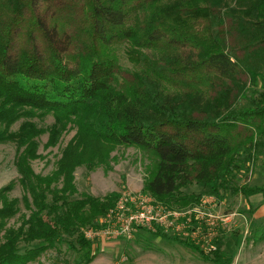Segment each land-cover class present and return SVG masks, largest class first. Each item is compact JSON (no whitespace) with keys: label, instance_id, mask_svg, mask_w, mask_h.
Returning a JSON list of instances; mask_svg holds the SVG:
<instances>
[{"label":"trees","instance_id":"obj_1","mask_svg":"<svg viewBox=\"0 0 264 264\" xmlns=\"http://www.w3.org/2000/svg\"><path fill=\"white\" fill-rule=\"evenodd\" d=\"M38 117L54 123L40 127ZM5 124L0 142L23 149L16 163L23 195L11 198L14 183L1 191L0 264H30L65 244L76 249L74 237L83 254L77 262H93L83 230L119 194L87 196L78 215L62 202L78 194L77 169L112 170L121 148L150 160L144 191L170 208L200 205L202 194L184 191L194 185L227 200L264 195V185L242 184L264 153V0H0ZM72 129L57 169L36 175L37 139L49 133L55 147ZM20 203L27 214L9 227ZM174 240L232 264L222 243L205 253Z\"/></svg>","mask_w":264,"mask_h":264},{"label":"rangeland","instance_id":"obj_2","mask_svg":"<svg viewBox=\"0 0 264 264\" xmlns=\"http://www.w3.org/2000/svg\"><path fill=\"white\" fill-rule=\"evenodd\" d=\"M123 64L131 66L127 59L123 60ZM241 105L245 106L247 103L242 102ZM33 120H36L39 126L44 128H48L54 123L51 117L45 119L38 117ZM23 121H17L12 124L10 130L18 131ZM2 131H6V124L0 126L1 134ZM75 134L76 130L73 129L63 132L55 147L48 146L49 133L39 137L37 139L38 158L30 162L34 173L41 177H47L52 174L57 169L63 149L69 144ZM22 151L23 149L19 151L17 142H0V208L3 207L1 191L10 184L14 183L17 185L10 193L11 198L20 200L22 198L23 192L18 185L21 175L16 164ZM113 156L112 170H107L105 167H100L91 172L85 168L77 169L75 183L78 188V194L72 197L69 203L62 202L67 214L78 215L82 209L87 208V196L104 198L110 193H118V198L126 192L137 196L144 195L151 197L156 204L165 205V203L160 202L153 195L144 191L145 179L150 175L152 165L150 160L140 150L136 148H121ZM245 183L251 187L264 185V153L259 156L255 166L251 168V171L244 178L242 184ZM184 191L196 195L202 194L200 205L189 206L185 209L171 208L180 211L200 208L204 218L196 219V225L202 226L200 232L208 230L215 233L211 243H216V247L218 243H222V250L233 259L232 264H264V240L260 238L262 237L260 235L261 231H264V218L257 219L254 216V207L249 204L250 198L237 196L227 200L209 193L199 185L191 186ZM207 199L211 200V202L204 204ZM20 208L22 211L10 221L9 227L17 228L21 225L23 215L27 213H25L26 207L24 204L20 203ZM231 214L235 216L231 223L225 224L221 222L222 217ZM99 220L91 225V229L102 228V225H99ZM209 223H212V226ZM89 228L83 230L84 235ZM210 228L212 230H209ZM158 232L165 233L162 230ZM158 232L141 228L135 232L130 240H108L103 236L89 240L85 235V238L92 242L94 260L90 264H215L205 260L198 253L174 240V238L191 241L194 239L205 250L206 247L204 245H207L209 250L210 242L208 237L206 238V233L203 237L200 234L198 236L193 235L192 239L182 234L178 235L175 232L165 233L173 237V239H170L157 235L156 233ZM75 238L70 239V241L76 245V249L70 248L69 244H65L60 250L52 249L30 264H79L77 261L82 258L83 254L80 253V245Z\"/></svg>","mask_w":264,"mask_h":264},{"label":"built area","instance_id":"obj_3","mask_svg":"<svg viewBox=\"0 0 264 264\" xmlns=\"http://www.w3.org/2000/svg\"><path fill=\"white\" fill-rule=\"evenodd\" d=\"M209 202L211 200L207 199L204 204ZM234 217V214L226 215L221 218V222L229 224ZM200 218H204V214L198 207L187 211L175 210L166 205L156 204L151 197L137 196L126 192L118 198L113 208L99 220V225H102V228L99 229L98 227L93 230L90 227L85 235L89 240L100 236L106 237L108 240H130L135 232L141 228H147L153 232L159 230L165 233L175 232L178 235L182 234L189 237V239H192L193 235L198 236L199 234L203 237L206 233V238L208 237L210 242L209 250L207 245H204L205 250L198 241L192 239V242L201 247L204 252L211 253L217 250L216 243H211L215 233L206 229V232H200L202 226L200 227L195 223L196 219ZM209 225L212 226V223Z\"/></svg>","mask_w":264,"mask_h":264},{"label":"crops","instance_id":"obj_4","mask_svg":"<svg viewBox=\"0 0 264 264\" xmlns=\"http://www.w3.org/2000/svg\"><path fill=\"white\" fill-rule=\"evenodd\" d=\"M249 204L254 207V216L257 219L264 218V195L258 194L249 199Z\"/></svg>","mask_w":264,"mask_h":264}]
</instances>
